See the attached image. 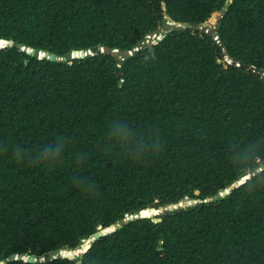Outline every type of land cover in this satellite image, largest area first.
Wrapping results in <instances>:
<instances>
[{
    "label": "trees",
    "instance_id": "trees-1",
    "mask_svg": "<svg viewBox=\"0 0 264 264\" xmlns=\"http://www.w3.org/2000/svg\"><path fill=\"white\" fill-rule=\"evenodd\" d=\"M226 2L0 0V41L16 42L0 47V262L76 249L127 215L206 200L264 164V0H233L223 48L200 27ZM167 15L197 28L125 60L52 61L17 46L57 57L135 49ZM157 218L96 240L83 264H264V171Z\"/></svg>",
    "mask_w": 264,
    "mask_h": 264
},
{
    "label": "water",
    "instance_id": "water-1",
    "mask_svg": "<svg viewBox=\"0 0 264 264\" xmlns=\"http://www.w3.org/2000/svg\"><path fill=\"white\" fill-rule=\"evenodd\" d=\"M232 2L233 0H227L225 9L220 12L214 13L212 17L206 23L202 24V26L200 27L202 31L206 30L210 35H212L215 39H217L219 44L223 48H224V45L219 36V27L221 24V20L227 14L228 9ZM215 16L218 18V23L215 26H211L210 20ZM189 27H191L192 29L197 28L196 26L191 25L190 23L183 24L180 22H176L170 15H167V22L164 24V26H162L161 28H158L155 32L149 35L144 41L139 42L135 49H127V50H122V51L118 49L113 50L110 46H103V47L96 46V47H93L91 50H75V51L70 52L66 57H57L55 54L51 53L50 51H42L39 49L30 48V47L25 46L24 44H18L17 46L24 51L26 50L28 53L36 57H39L41 59L48 58L52 61L54 60L72 61L76 58H86L88 56H95L100 53L111 54L117 57L118 60H125L137 54L141 48H147L148 46H151L157 43L158 40L163 39L166 36L167 32L171 30L184 29V28H189ZM15 45H16V42L13 39H9V40L2 39L0 41V47H5V46L13 47ZM226 52L227 54H229L227 50ZM228 62L233 63V60L228 59ZM256 73H260V72L256 71ZM263 79H264V74H263ZM122 83L123 81L121 82V85ZM262 171H264V164L260 166L259 168H257L254 172L245 174L238 181L231 184L228 188L222 190L221 192H218L213 197H208L206 200L193 199V198L187 197L182 202H179V203L167 204L165 206H161L160 208H147V209L140 211L137 214L127 215L124 219H121L120 221L114 223L113 225L107 228H103V227L100 228V230L97 233H95L89 239L84 240V242L81 245H79L76 249L65 248L61 251H52L46 254L44 257L35 256V255H25L22 253L20 254L14 253L9 258L4 259L2 262H0V264H9L16 260H23L25 262L37 263V264L48 263L59 257L68 258L70 260H77V264H83V259L81 257L87 252H89V250L92 248L96 240L104 236H107L109 234H112L118 231L119 229L123 228L125 225L131 222H134L138 219H141V218H154V220H156L157 222H161L162 219L157 218V215L159 214H165V213L173 212L179 209H187L194 205H198L202 203L218 201L230 195L237 187L242 185L245 181L252 178L253 176L258 175Z\"/></svg>",
    "mask_w": 264,
    "mask_h": 264
},
{
    "label": "rangeland",
    "instance_id": "rangeland-1",
    "mask_svg": "<svg viewBox=\"0 0 264 264\" xmlns=\"http://www.w3.org/2000/svg\"><path fill=\"white\" fill-rule=\"evenodd\" d=\"M217 23H218V18H217ZM217 23H215V24H211V26H215ZM217 38H219V37H217ZM227 53V52H226ZM227 55H229V54H227ZM227 59H231V58H227Z\"/></svg>",
    "mask_w": 264,
    "mask_h": 264
},
{
    "label": "bare ground",
    "instance_id": "bare-ground-1",
    "mask_svg": "<svg viewBox=\"0 0 264 264\" xmlns=\"http://www.w3.org/2000/svg\"><path fill=\"white\" fill-rule=\"evenodd\" d=\"M210 22H211V24H215V23H217L216 20H211Z\"/></svg>",
    "mask_w": 264,
    "mask_h": 264
},
{
    "label": "clouds",
    "instance_id": "clouds-1",
    "mask_svg": "<svg viewBox=\"0 0 264 264\" xmlns=\"http://www.w3.org/2000/svg\"><path fill=\"white\" fill-rule=\"evenodd\" d=\"M52 151H54V149Z\"/></svg>",
    "mask_w": 264,
    "mask_h": 264
}]
</instances>
